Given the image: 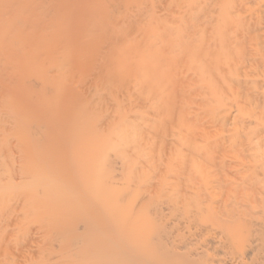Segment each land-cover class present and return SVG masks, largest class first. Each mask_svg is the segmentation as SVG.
<instances>
[{
    "label": "bare ground",
    "instance_id": "6f19581e",
    "mask_svg": "<svg viewBox=\"0 0 264 264\" xmlns=\"http://www.w3.org/2000/svg\"><path fill=\"white\" fill-rule=\"evenodd\" d=\"M0 264H264V0H0Z\"/></svg>",
    "mask_w": 264,
    "mask_h": 264
}]
</instances>
